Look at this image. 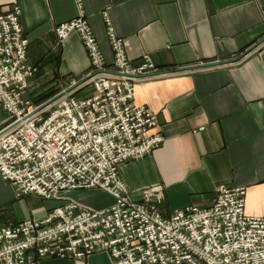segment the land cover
<instances>
[{"label": "built area", "instance_id": "obj_1", "mask_svg": "<svg viewBox=\"0 0 264 264\" xmlns=\"http://www.w3.org/2000/svg\"><path fill=\"white\" fill-rule=\"evenodd\" d=\"M76 3L78 15L55 32L60 41L72 31L80 35L91 64L88 78L39 109L44 101L25 96L38 68L28 58L21 7L7 9L0 0V106L10 114L4 128L10 127L0 134V174L17 197L62 201L45 219L0 227V264L85 259L96 252L110 254L113 264H264V217L246 213L244 186L221 183L212 204L172 213L162 208L161 185L134 195L119 164L146 157L166 140L153 131L158 114L135 103L134 87L161 69L147 53L142 64L131 62L104 10L110 69L82 0ZM90 85L92 95L77 94ZM90 188L104 189L114 203L97 209L63 194Z\"/></svg>", "mask_w": 264, "mask_h": 264}, {"label": "crops", "instance_id": "obj_2", "mask_svg": "<svg viewBox=\"0 0 264 264\" xmlns=\"http://www.w3.org/2000/svg\"><path fill=\"white\" fill-rule=\"evenodd\" d=\"M1 2L7 9L21 7L28 58L38 68L26 97L35 101L86 76L91 64L80 35L72 31L60 41L55 32L56 25L78 15L76 0ZM82 5L110 69L113 50L104 10L131 62L142 64L147 53L161 70L230 60L264 37V0H82ZM134 92L136 104L158 114L153 131L166 137L146 157L119 164L136 197L141 189L161 185L162 208L172 213L192 204L207 207L225 183L244 186L246 213L264 217V47L229 64L161 73L136 83ZM9 122L10 114L0 106V129ZM63 194L97 209L115 201L100 188ZM61 202L17 197L0 174V227L45 219ZM40 264H113V259L96 252L85 259L46 258Z\"/></svg>", "mask_w": 264, "mask_h": 264}, {"label": "water", "instance_id": "obj_3", "mask_svg": "<svg viewBox=\"0 0 264 264\" xmlns=\"http://www.w3.org/2000/svg\"><path fill=\"white\" fill-rule=\"evenodd\" d=\"M263 42H264V37L261 38L260 41L254 43V45H252L251 47L246 49V51L244 53H242L239 56H237L235 58H232L230 60H217L215 62H202L201 64L182 66V67L174 68L173 70H160L159 72H156V73H153V74L154 75H158L159 73H172L173 71H187L188 69H199V68H202V67L217 66V65H220V64H229V63H232V62H235V61H239V59H241L244 56H246V54H248L249 52L259 48ZM87 78H88V76H85L84 78H82V80L78 81L77 83L71 84V86H69L68 88H65V89L57 92L55 96H53V97L49 98L48 100L44 101L42 103V105L39 107V109L51 104L57 98H59V97H61L63 95H66L67 93L71 92V90L79 87L81 84H83L87 80ZM9 127L0 129V134L3 133L4 131H6Z\"/></svg>", "mask_w": 264, "mask_h": 264}, {"label": "trees", "instance_id": "obj_4", "mask_svg": "<svg viewBox=\"0 0 264 264\" xmlns=\"http://www.w3.org/2000/svg\"><path fill=\"white\" fill-rule=\"evenodd\" d=\"M58 91L59 90L56 89V90L50 91V92H48L46 94H43L42 97H40L37 100H35L36 104H41L43 101L55 96Z\"/></svg>", "mask_w": 264, "mask_h": 264}, {"label": "rangeland", "instance_id": "obj_5", "mask_svg": "<svg viewBox=\"0 0 264 264\" xmlns=\"http://www.w3.org/2000/svg\"><path fill=\"white\" fill-rule=\"evenodd\" d=\"M94 92V88L92 86H86V88L80 90L77 92V94H80V95H92Z\"/></svg>", "mask_w": 264, "mask_h": 264}]
</instances>
